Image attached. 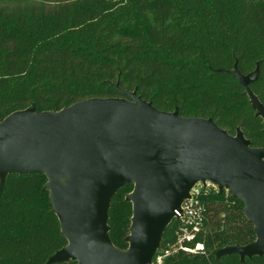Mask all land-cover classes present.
Returning a JSON list of instances; mask_svg holds the SVG:
<instances>
[{
	"label": "trees",
	"instance_id": "1",
	"mask_svg": "<svg viewBox=\"0 0 264 264\" xmlns=\"http://www.w3.org/2000/svg\"><path fill=\"white\" fill-rule=\"evenodd\" d=\"M0 122L34 105L60 111L91 98L137 90L160 111L212 119L253 148H264L263 120L230 71L259 70L252 92L264 105V0H2ZM44 175H10L0 193V264H47L67 245ZM129 185L114 197L108 225L113 245L126 250L132 205ZM125 194V195H124ZM205 254L177 253L163 264H264L215 252L256 240L245 204L204 190ZM165 231L157 257L174 243ZM156 259V258H155ZM154 259V262H155ZM64 264H77L69 262Z\"/></svg>",
	"mask_w": 264,
	"mask_h": 264
},
{
	"label": "water",
	"instance_id": "2",
	"mask_svg": "<svg viewBox=\"0 0 264 264\" xmlns=\"http://www.w3.org/2000/svg\"><path fill=\"white\" fill-rule=\"evenodd\" d=\"M230 73L244 88L256 116L264 105L250 89L258 68ZM117 98H91L60 111L36 112L34 105L0 122V193L10 175H44L67 245L47 264H152L175 211L191 190L207 182L241 199L256 240L226 245L217 261L237 255L264 257V148L251 147L212 119L185 118L178 109L160 111L115 84ZM133 190L126 250L110 238L109 211L117 193Z\"/></svg>",
	"mask_w": 264,
	"mask_h": 264
},
{
	"label": "built area",
	"instance_id": "3",
	"mask_svg": "<svg viewBox=\"0 0 264 264\" xmlns=\"http://www.w3.org/2000/svg\"><path fill=\"white\" fill-rule=\"evenodd\" d=\"M219 192L217 186L207 182L206 185L197 184L190 192V198L185 200L179 210L175 211L172 222L178 224L174 243L169 245L152 261V264H163V262L177 253L188 255L205 254V228L203 221V206L200 202V195L204 190ZM226 196L230 194L224 190Z\"/></svg>",
	"mask_w": 264,
	"mask_h": 264
},
{
	"label": "rangeland",
	"instance_id": "4",
	"mask_svg": "<svg viewBox=\"0 0 264 264\" xmlns=\"http://www.w3.org/2000/svg\"><path fill=\"white\" fill-rule=\"evenodd\" d=\"M12 4L13 3L10 2V1H2V0H0V7L9 6V5H12Z\"/></svg>",
	"mask_w": 264,
	"mask_h": 264
}]
</instances>
